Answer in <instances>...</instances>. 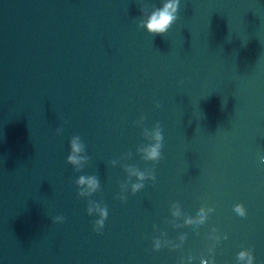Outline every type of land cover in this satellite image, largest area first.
<instances>
[{
  "label": "water",
  "instance_id": "1",
  "mask_svg": "<svg viewBox=\"0 0 264 264\" xmlns=\"http://www.w3.org/2000/svg\"><path fill=\"white\" fill-rule=\"evenodd\" d=\"M161 3L0 0V264H237L249 249L264 264V0H180L165 35L138 28ZM157 123L162 159L146 163ZM125 166L156 179L121 202ZM81 175L100 190L79 197ZM89 200L108 209L100 234ZM173 204L215 211L176 228Z\"/></svg>",
  "mask_w": 264,
  "mask_h": 264
},
{
  "label": "clouds",
  "instance_id": "2",
  "mask_svg": "<svg viewBox=\"0 0 264 264\" xmlns=\"http://www.w3.org/2000/svg\"><path fill=\"white\" fill-rule=\"evenodd\" d=\"M179 5L180 0H162L161 6L154 8L150 14L147 8H141V19L139 20L138 28L146 30V32L150 35H165L178 19ZM156 107L159 108L160 105L157 104ZM143 122L144 117H141L138 123L143 124ZM56 131L57 134H60L62 129L58 128ZM143 135L145 139L150 141V143L146 146L140 147L137 150V153L141 156L144 162L156 164L162 159L161 150L163 147V135L159 123H157L151 131L145 128ZM69 147L70 153L66 162L77 172H79L89 162V157L86 155L85 145L81 142L79 135L73 136L70 139ZM130 157L131 153L127 154L124 159H129ZM261 163H264V158L261 159ZM111 164L113 167H116L117 164H119V161L114 160L111 162ZM124 170L127 173L128 180L120 186L122 194L118 198L121 200V202L125 201L123 192L127 191L129 185L131 187L132 194L135 195L144 187V182L146 180L154 182L156 179L154 175V169H145L141 171L134 166H125ZM133 178H135L137 181L136 183L131 182ZM75 183L79 189L78 196L81 198L91 197L94 193H97L100 190V183L97 176L95 175H81ZM214 211L215 209L213 208L201 207L199 209L198 215L184 218L180 206L178 204H173L171 211L173 220L170 223H172L176 228L191 224L199 227L207 221L208 214ZM234 212L240 217L246 216V209L242 204L235 205ZM87 214L89 216L95 214L99 217V219L95 221L94 231L97 234H100L104 228L105 221L108 218L107 206H102L101 203L89 200ZM64 219L65 218L62 216H56L52 222L54 224H59L63 223ZM180 219H183V225L176 223V221ZM213 231L215 232V229H213ZM161 235L163 236L164 234L162 233ZM186 238L187 233L179 238L180 242L183 243ZM213 238L218 239V237ZM153 243L154 251H159L161 247L169 246H171L174 250L180 246L179 244H172L171 241L166 240L162 243L160 239L154 240ZM254 260L255 257L252 254V249L238 253L237 264H254ZM201 264H209V262L202 261ZM212 264H214V261H212Z\"/></svg>",
  "mask_w": 264,
  "mask_h": 264
}]
</instances>
